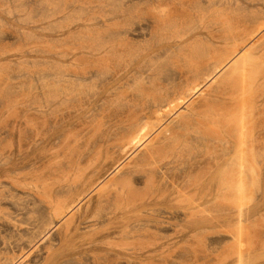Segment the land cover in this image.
I'll list each match as a JSON object with an SVG mask.
<instances>
[{
	"label": "rangeland",
	"instance_id": "rangeland-1",
	"mask_svg": "<svg viewBox=\"0 0 264 264\" xmlns=\"http://www.w3.org/2000/svg\"><path fill=\"white\" fill-rule=\"evenodd\" d=\"M246 2L249 6L244 2L243 5L240 4L241 0V7L230 6L228 8L231 9L226 12L235 25L244 28L252 25L253 16L257 17L259 9H262L257 1L254 3L255 7L259 5L256 8L251 6L252 1L251 4ZM119 3L128 11L124 18L120 16V21L119 16L113 14ZM199 3L202 4V0H0L1 261L6 259L9 264H13V259H19V264H238L240 258L241 264H264V167L256 174L253 183L245 188L240 203L241 212L237 200L229 202L221 197L224 190L232 196L235 193L231 176H225V172L218 168L222 163L219 160L223 158L224 147L231 143L232 133L227 135L229 138L224 137L225 134L216 135L198 144L188 143L189 145L186 133L179 135L177 138H181L178 141L163 140V146L156 156L154 155L152 162L140 164L136 158L129 161L128 158L121 164L124 165L121 171L111 179L110 176L107 177L119 161L125 158L110 146L111 138L117 133V127L113 125L118 124L120 132L124 127L122 121L128 115L142 118L147 113L149 104L160 94L162 80L160 77L153 80L144 79L138 86L129 89L122 84V80L120 88L127 90L122 96L116 95L117 98L108 90L111 83L118 81L112 77L107 78L111 80L108 82L104 79L105 75L117 77L113 72L121 70L123 66L128 70L127 66L135 68L136 65L142 67L150 64L147 60L148 49L153 50L149 53H155L161 48L160 44L167 45L169 38L162 39L165 42L157 38L158 41L153 36L150 38L151 34L146 33L148 27H143L151 22V13L157 10L156 7L179 11L182 5H188L190 8L191 4V8H194ZM254 10L258 13L253 12ZM107 14L116 16L117 19L110 17L109 22L108 16L104 18ZM104 19L110 23V27L106 20L102 21ZM114 20L117 23L115 25L112 23ZM124 20L127 22L122 25ZM105 23L108 25L109 34L116 29L113 34L103 35ZM126 31H129L128 34H125ZM140 31L146 33V36H142ZM88 32L91 34L88 35ZM112 35L115 38H112ZM105 38L122 42L116 46L117 42L115 44ZM145 41L149 44H144ZM98 43L101 44L98 48L104 43L111 45L107 55L110 58L106 60L105 67L110 71H106L103 79L101 77L91 82L89 79L85 80L86 71L97 66L95 64L101 65L99 61L95 63L98 59L97 52L92 51ZM131 47L138 52L129 49ZM122 49L126 50L124 53L128 52V49L130 51L122 56ZM115 50L118 51L117 55ZM138 53L142 56V61L141 58H136ZM127 58L131 60L129 64H126L129 60ZM137 59L140 62H136ZM151 60L153 62V58ZM55 61H65L66 64L61 65ZM57 63L60 64L59 68ZM154 64L160 70L171 67L168 59L156 60ZM65 65L70 72L65 69ZM173 66L178 68V63ZM52 67L54 71H61V68L62 71L65 70V73L61 71L65 80L73 74L66 82L63 77V84H58V90L54 89L55 95L57 91L61 94V101L59 95H54L53 99L57 97L58 102L53 99L52 102L50 99L49 105L53 103V108L46 105L48 94L53 91L47 86L53 81L51 77L48 83V78L54 73ZM71 70L76 72L72 73ZM185 70L187 67H183L182 71ZM45 71L46 73H43ZM78 75L83 76L76 77ZM131 76L129 73L124 83L131 85ZM77 78L81 79L77 82ZM71 80L76 84L73 82L72 86ZM104 81L106 89L110 85L107 91L102 86L105 85ZM79 82L82 83V88L79 87ZM210 82L211 80H208L207 84ZM65 83L71 86L67 85L65 88ZM40 87L45 88L41 91ZM69 87L71 91L75 90L74 95L70 90L67 92ZM259 89L258 91H264V84ZM62 91L68 93L69 99ZM38 94H43L42 97L46 98L41 99L44 103ZM222 101L224 100L218 99L219 103ZM41 104L48 110H40ZM263 116H255L250 121L252 115H249L250 118L247 115L249 138L246 139V146L250 145L247 146L248 154L257 153L264 165ZM256 131L262 136L260 143L251 141ZM152 163H155V166ZM247 175L251 177L252 173ZM124 177L129 178V184L123 183ZM106 179L108 184L104 183ZM98 180L103 181L99 184ZM91 182H96L97 185ZM82 187L88 192L85 193L86 196L83 195L85 191ZM76 191L83 193L85 197L81 198L83 201L79 203V209H73V214L66 211L67 217H71L65 222L53 219L54 210L64 205V200L65 204L69 205L67 202L74 199L73 194ZM58 199H62V202ZM207 212L211 216H207ZM50 220L56 226L49 235L41 240L39 238L43 235H40L33 241L35 243H29L27 237L30 238L31 231L37 232L36 230L43 228L45 224L51 223ZM239 223L241 228L238 232ZM240 230L242 233L239 235V242ZM67 231L68 234L71 233L70 237L67 236ZM21 232L25 234L22 235ZM60 235L61 238L66 236L68 239L65 240L68 242L63 241V238L60 242ZM20 238H24V241ZM33 244L36 246L33 247ZM49 245L54 247L50 253L46 249Z\"/></svg>",
	"mask_w": 264,
	"mask_h": 264
},
{
	"label": "bare ground",
	"instance_id": "bare-ground-1",
	"mask_svg": "<svg viewBox=\"0 0 264 264\" xmlns=\"http://www.w3.org/2000/svg\"><path fill=\"white\" fill-rule=\"evenodd\" d=\"M246 1H249V2L252 1L253 2L254 0H244V1L242 0V3H240V4L243 5V2H244V3H247V5L249 6V3ZM256 1L258 2L259 5L261 4L262 9H259L260 13L257 17L253 16L254 21H253L252 25L250 27H245V28L241 27L240 25H235L234 21H232V19L226 13L227 10L231 9V8L229 9L228 7L233 6L235 8L236 7L235 5H240L239 2H241V0H202V4H200L201 2L199 1L200 2L199 5L194 6V8H191V6H190L191 4L189 5L190 8L187 7L188 5L185 6V5L181 4L182 9L179 11L172 10V9H170V10L166 9L165 10V9H163L164 7L161 8V6H160V8L156 7L157 10L154 9V11L155 10L156 11L154 13H151V14H153L152 15L153 17L150 20L151 22H149L150 24L148 23L147 25H143V27L144 26H146L144 28L148 27L146 29L148 32H146V33L151 34L150 38L153 36V37H155L156 40H158L157 38H159L161 41H162V39L165 40V39L169 38L167 41V45L163 46L162 44H160L159 46L161 48L159 50L155 51V53H149L151 51L153 52V50L148 49V55H147L148 59L147 60L150 62V64H147V65L140 67V65L137 66L135 64V62H133L136 65L135 68L134 67L130 68L129 66H127V68H129L127 70V69H125L126 66H125V68H123L124 67L123 66L121 68V70L119 69L117 72H113L116 74L117 77H114L115 75H110L111 77H109V76L106 77V75H109V74H106L105 78L102 77L105 73H107L106 72L107 70L110 71V69H108V68L106 69L105 67H107L106 66L107 61H108L107 59L110 58V57H107V55L110 52L109 49H110L111 45L104 43L101 47L99 46V48H98V45H101V44L98 43L96 45V49L94 48V50H92V51L97 52V58L98 59L95 63H97L99 61V64H101V65L99 66L98 64H95L99 67L94 69L95 67H97V66H94V67H92L93 69L90 68L89 71L87 70L88 72L86 71L87 77L85 78V80L89 79L92 82L93 80H98V78H101V77H102V79L103 78L104 79H107V78L111 79L113 77L114 80L118 81V83H113V84L111 83V87L109 85L110 89L108 87L109 90L106 89L107 85L104 81L103 83L105 85H102V86H104V88L106 86L105 91L108 90V92L114 93L113 95H115V96L116 95L122 96L127 89H129L130 87L133 88L134 86H138L141 83V81L142 82L145 81L144 79L153 80L155 77L156 78L160 77V79L162 80V85L160 86V91H161L160 94H158V96L149 104L148 109H147V113H145L142 118H136V116H131L132 114L130 115V117L128 115V117H126L122 121L124 123L122 126H124V127H123L122 131H120V132H118V127H119L118 124L113 125V126L117 127L116 128L117 133H114L113 139L111 138L110 146L112 149L117 150L120 154H122L123 158L124 157L125 158L119 161V163L113 168V170L111 172H109V174H107V177L110 176L109 178L111 179L112 176H115L119 171H121L123 169V166H124L121 164L123 163L124 160H127L128 158H129L128 161L130 159L134 160L136 158V160H138L139 163L141 162L140 164H144V163L146 164V162L148 163V161L150 162L153 159L154 155L156 156V153L163 146V140L166 141L168 139L169 140L175 139L176 141H178L181 138V136L183 135V133H186L188 135V137H187L188 139L186 140V141H188L187 144L188 143L189 144H191V143L192 144H198V143L202 142L204 139H211L212 136L214 137L216 135L219 136V135L225 134L226 136L225 135H223V136L226 138H229V136H227V135H230V133H232L231 134L232 139H230L231 143H229L230 142L229 141L228 142L229 146L224 147L223 158L221 160H219L220 163L221 162L222 163L220 166H218V168L220 167L219 169L223 170L225 172V173H223L225 176H227L228 174L231 176V183H233V185L235 187V193L233 196L225 193L226 190H224V193H222L223 196H221V197L225 201H229V202L231 200L232 201L237 200L239 203V211H240V208H241L240 203L243 200L245 188L249 184L253 183L256 174L258 172H260L262 170V168L264 167L263 163L259 159V155L255 152H253L252 154H248V152H247L248 147L247 146L250 147V145L246 146V143H248V141H246V139L249 138V137H247L248 136L247 128H249V127L246 126L247 115H248V117H249V115H252V118L250 119V121H252V119H254L253 117H255V116L257 118H259V117H262L264 115V91L263 90L258 91V90H260L259 87L263 86V84H264V0H256ZM256 1H254L253 4H251V2H250L251 6L253 5V7H255L254 3H256ZM121 3H119V6H118V8H116V10L113 9V10H115L114 12L112 11L114 15L116 13L117 14L116 16L117 17L119 16V18H118L119 21L121 20L120 16L122 18L124 16V14L126 15L128 12V11H126L127 9L123 8L124 6H122ZM196 4H198V3L196 2ZM196 4H194V5H196ZM116 5H117V3H116ZM259 5H257V6H259ZM192 6H193V4H192ZM239 7H241V5ZM152 10H153V8H152ZM257 10H258V8H257ZM231 11H233V10H231ZM234 11L238 12L237 10H234ZM253 12L258 13V11H255V10ZM234 13H232V15ZM111 14L112 13H109V15H111ZM230 14H231V12H230ZM107 16H108V14L104 15V18H106ZM116 16H108L109 22H110V17H112V19H113V17L115 18ZM233 17H234V15H233ZM115 19H117V18H115ZM105 20L106 19H104L102 21L104 22ZM125 20L122 23V25H124V23L127 22ZM106 22L110 27V23H108L107 20H106ZM112 23H113V25L117 24L116 20H114ZM107 24L106 23L103 24L104 30H103V27L101 26L102 30L104 31L103 35L109 34V32L107 31V26H108ZM99 30L101 31L100 27H99ZM115 30L116 29H114L113 31L111 30L112 31L111 34H113V32ZM119 30H120V28H119ZM127 30H129V29H127ZM132 31H133V29H132ZM123 32H125V31H123ZM128 32L125 34H128ZM90 34L88 32V35H90ZM111 34H109V35H111ZM145 34L143 32H141L142 36L143 35L146 36ZM137 35L139 36V34H137ZM105 36H103V37H105ZM117 36H118V34H117ZM147 36H149V35H147ZM109 38H105V39L107 40ZM112 38H115V36L113 37V35H112ZM112 38H110V39H112ZM118 38H117V40H118ZM122 38L123 37H121V39ZM148 38H145V40ZM164 40L162 42H165ZM110 41L115 42L114 39L110 40ZM116 42H115V44H116ZM120 42H122V40H119V42H117L116 46ZM146 42L147 41H145L144 44ZM109 43H111V42H109ZM126 44H128V43H126ZM113 47L116 49L115 46H113ZM129 49L135 51V48L132 49V47H131ZM129 49L127 50L128 52L130 51ZM116 50H115V52L113 51L115 54L118 53V51H116ZM124 50L125 49H122V53H120V54H122V56L125 53L128 54V52L124 53ZM103 51H104V53H103ZM120 51L121 50H119V52ZM113 52H111V53H113ZM135 52H133V53L136 54L138 51L136 53ZM114 53H113V55H114ZM138 55H139V53H138ZM130 56L131 55H129V57ZM136 56H137V54H136ZM141 57L139 55L136 58L140 59ZM130 58H132V57H130ZM130 58H127L129 60L125 59V61L126 60L128 61V63H126V64H129V62L131 61ZM152 58H153V62L151 60ZM139 59H137L136 62H140ZM165 59H168V62L170 63V66H171L170 69L160 70L157 66H155L154 61H156V60L163 61ZM132 60H134V59H132ZM140 60L142 61V58ZM109 61H111V60H109ZM55 62H58V61H55ZM73 62L75 64L76 61L74 60ZM58 63H60V61ZM58 63H57V67L61 63L66 64L65 61L61 62L59 65H58ZM89 63H91V62H89ZM108 63H110V62H108ZM176 63H178V68H175L173 66ZM74 64L71 63V65H74ZM110 64H108V66ZM130 64H131V66L133 65L132 62ZM61 65H63V64H61ZM67 65H69V64H67ZM67 65H65V67ZM92 65H94V64H92ZM183 67L184 68L187 67V70L182 71ZM58 68H56V69H58ZM62 68H61V71H62ZM65 69H68V68L66 67ZM49 70H51V69H49ZM52 70L54 71V68ZM47 71H48V68H47ZM61 71L59 69L54 71L53 76H50L48 78V83H49L51 77H53V79H52L53 81L51 80L53 83L50 82L52 84L49 83L47 85L44 82L45 87L49 86V88L51 90H53L52 93H50V95L48 94L49 98L47 99L48 101H46V102H48V104H46V105H49L51 100L54 98L53 97L55 95L54 89H57V90L59 89V88H57L58 84H63V82L61 81L62 78L64 77L63 81L66 82L69 77L72 78V76H73L72 73L75 70L74 71L71 70L72 73H70V74H72V75L69 76L68 78H66V80H65V75H63L66 71L63 70L64 71L63 74H62L63 71L62 72ZM48 72H49V74L51 73L50 71H48ZM68 72H70V70ZM149 72H151V74ZM43 73H46V71ZM43 73H42V75H43ZM77 73H79V72H77ZM82 73L85 74V72H83V71H82ZM113 73H111V74H113ZM129 73H131V75H132L131 78H132L133 82L131 83V85H127V84H129L128 82L124 83V80L128 78ZM70 74H68V75H70ZM80 74H81V72H80ZM43 76H42V80H43ZM80 76L81 75H78L76 77H80ZM39 78H41V77H39ZM177 78H178V81H177ZM78 79H81V78H77L75 81H77ZM109 79H107L108 82H111V80L109 81ZM42 80H40V81H42ZM46 80H44V81H46ZM82 80H84V79H82ZM82 80H81V82H83ZM107 80H106V82H107ZM114 80H113V82H114ZM122 80H123L122 84L123 85L125 84L126 87L128 86V88L125 89V91H124V88L122 90L120 88L121 85H119V84H121ZM208 80H211V82L209 84H207ZM73 82L74 81H72V80L70 81V84L72 83V86H73ZM108 82H107V84H108ZM97 83H99V82H97ZM70 84L68 85V83H67L65 88L67 87V85L71 86ZM79 84H80L79 85V87H80L82 85V83L79 82ZM87 84H88V81H87ZM152 84H153V81H152ZM42 85H43V83H42ZM60 86L61 85H59V87ZM45 87H40V90L42 91V88H45ZM202 87H204V88L202 89ZM75 88L77 89L76 86H75ZM81 88H82V86H81ZM95 88H97V87L95 86ZM69 90L71 91L72 89L69 87L67 92ZM73 90H74V88H73ZM79 90H80V88H79ZM41 91H40V93H41ZM44 91H45V89H44ZM44 91L42 93H44ZM92 91H93V89H92ZM58 92L59 91L56 92L57 97L59 95ZM72 92L73 91H71L70 93H72ZM74 92H75V90H74ZM74 92L72 93L73 95H74ZM46 93H48V92L46 91ZM62 93H63V91H62ZM100 93H101V91H100ZM67 94L68 93H65V95H67ZM38 95L41 97V98H39V96L37 97L40 100L46 99V98H43L44 97L43 94H42L43 97L41 96V94H38ZM110 95H111V93H110ZM67 97H68V95L66 96V98ZM56 98L53 100L54 101L57 100V102H58V99H56ZM68 99H69V97H68ZM218 99H223L224 101L219 103ZM43 100H41V101L44 103ZM53 100H52V102H53ZM59 100L61 101V96H60ZM62 102H65V101H62ZM38 103H39V100H38ZM42 104H41L42 109H40V108L39 109L43 110L45 108L46 110H48L46 107L43 108ZM52 105H53V103L51 105H49V107H51ZM44 106H45V104H44ZM85 107H86V105H85ZM182 107H184V108L181 110ZM36 108H37V105H36ZM52 108H53V106H52ZM45 109H44V111H45ZM116 121H118V120H116ZM247 121H249V120H247ZM179 135H181V136L179 138H177ZM261 139H262V136L259 134V131H256L255 133H253V137L251 138V141H254L256 143H260ZM248 155H250V156H248ZM155 161H157V160H155ZM4 162H6V160H4ZM4 162L2 161L1 163L3 164ZM7 163L8 162H6V164ZM127 164H128V162H127ZM156 165H158V164H156ZM217 165H219V162ZM153 166H155V163L153 164ZM150 167H152V166H150ZM158 168H161V167H158ZM249 172L252 173L251 177L250 176L248 177V175H247ZM108 179H106V181L104 183L108 184L109 183V181H107ZM128 179H127V177H124L123 180H125V182H123L122 180H120V181H122L123 183L129 184ZM102 181L101 182L99 181V184H101ZM91 183L94 185V183H96V182H94V183L91 182ZM96 185H97V183H96ZM89 186H91V184L88 185V187ZM82 190H84L85 192H83L81 190H79V191L83 192L84 194L81 192L78 193L77 191H76V193L73 194V195H75L73 197L74 199H72L73 201L70 200L69 202H67V203H69V205L65 204V202H64L65 200H64L63 201L64 205L62 204V206H60V207L59 206L57 208L55 207L56 210H54L55 213H53L55 217H53V219H56L60 222H61V220H63L65 222L68 218H70L71 217L70 215H69L70 217L69 216L67 217L68 213L66 211H68V212L71 211V213H72L73 209L76 210V208L78 206L80 207L79 203H81L83 201V200H81V198L85 199L84 196H86L88 194V192L85 190V188L82 187ZM91 190H93V189H91ZM85 193H87V194H85ZM66 194H65V196H66ZM71 196L72 195H69V197H71ZM80 196H83V197H80ZM61 200H59V201H61ZM60 205H61V203H60ZM97 207H99V206L97 205ZM77 209H79V208H77ZM210 210H209V212H211ZM205 212H206V210H205ZM209 212L206 213L207 216L208 215L211 216V214H209ZM197 215H199V213ZM203 215H205V214H203ZM238 222H240V221H238ZM51 224H53V221H51V223H49V224H45L43 228L39 227L41 230L37 228L39 230V231L36 230L37 232L31 231L30 236L28 234L30 232H28L27 234L30 238L27 237V239L29 240V243H35L33 241L36 240V238L40 237V235L41 236L43 235L42 237L39 238L40 240L43 237L47 236V234L51 230H53V228L56 226L54 224H53V226H51ZM240 224L241 223H239V225H238L239 226L238 232H239V229L241 228ZM59 225H61V223ZM36 226L34 228H36ZM34 228H33V231H34ZM241 230H240V233L238 234L239 242L241 241L240 240L241 239L240 234L242 233ZM23 232H25V230ZM21 233L19 234L20 236H21ZM68 233L69 232L67 231V234ZM24 234L25 233H22V235H24ZM69 235H71V233L68 234L67 236H69ZM61 236L62 235H60V239H59L60 242L62 241V238L64 239L63 241H67V240H65L66 236L63 235L62 238H61ZM25 237L26 236H24V238ZM20 239H22V238H20ZM66 239H68V238H66ZM49 241H50V239H49ZM36 243H38V242H36ZM34 245L36 246V244H33V247H34ZM53 248L54 247L52 245H49L46 248L47 252L50 253L53 250ZM239 254H240V252H239ZM5 255H7V254H5ZM27 256H29V255H27ZM6 258H8V257H6ZM23 258H24V256H23ZM1 260H2V258L0 259V264H9L8 260L7 261H6V259H4L3 261H1ZM11 260H9V261H11ZM18 260L14 261V259H13L12 263L13 264H19L20 261H18ZM239 260H241V259L239 258L237 262H238V264H241L239 262ZM27 264H29V263H27Z\"/></svg>",
	"mask_w": 264,
	"mask_h": 264
}]
</instances>
